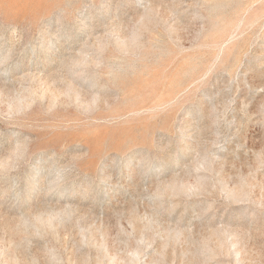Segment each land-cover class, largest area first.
Segmentation results:
<instances>
[{"label":"rangeland","instance_id":"374dc122","mask_svg":"<svg viewBox=\"0 0 264 264\" xmlns=\"http://www.w3.org/2000/svg\"><path fill=\"white\" fill-rule=\"evenodd\" d=\"M0 264H264V0H0Z\"/></svg>","mask_w":264,"mask_h":264}]
</instances>
